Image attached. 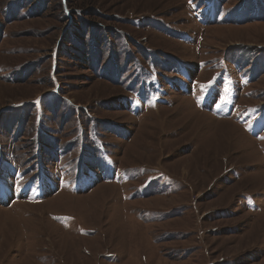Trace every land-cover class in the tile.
<instances>
[{"label":"rangeland","instance_id":"374dc122","mask_svg":"<svg viewBox=\"0 0 264 264\" xmlns=\"http://www.w3.org/2000/svg\"><path fill=\"white\" fill-rule=\"evenodd\" d=\"M65 1L0 0V264H264V0Z\"/></svg>","mask_w":264,"mask_h":264},{"label":"trees","instance_id":"16d2710c","mask_svg":"<svg viewBox=\"0 0 264 264\" xmlns=\"http://www.w3.org/2000/svg\"><path fill=\"white\" fill-rule=\"evenodd\" d=\"M65 6H67V2H66L65 0H62V2H61L62 14H63V16H64V19H66V20H65V24H66V27L68 28L70 25H72V24H71V22H72V15H70V12L67 14V8H65ZM78 11H80V10H74V9L71 10V12H72V13L74 12L76 16H80L79 14H81L82 11H81V13L78 12ZM64 12H65L66 14H65ZM103 28H104V31H105L106 28H105V27H103ZM109 29H110V28H108V31H109ZM117 32L120 33V34H121V33H124V32L119 31V30H117ZM62 34H64V31H62L61 36H59V39L63 36ZM125 35H126V34L124 33V37H123V38H124V43H128V44H129V42L127 41V40H128L127 38H129V37H127V36H125ZM123 38H122V39H123ZM125 38H126V39H125ZM59 39H58V40H59ZM130 40H131V39H130ZM58 44H59V43H58ZM133 64H135V63H132V65H133ZM148 64H150V63H148ZM147 66H148V65H147ZM136 67H137V69L139 68V63H136ZM97 73H98V75H99V74L102 75V71L97 72ZM104 75H105V72H104ZM82 132H83V131H82Z\"/></svg>","mask_w":264,"mask_h":264}]
</instances>
